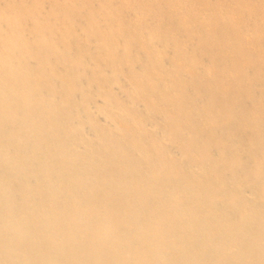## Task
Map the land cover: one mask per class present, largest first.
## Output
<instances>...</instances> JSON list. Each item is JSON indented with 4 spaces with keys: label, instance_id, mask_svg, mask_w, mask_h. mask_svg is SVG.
Returning a JSON list of instances; mask_svg holds the SVG:
<instances>
[{
    "label": "bare ground",
    "instance_id": "obj_1",
    "mask_svg": "<svg viewBox=\"0 0 264 264\" xmlns=\"http://www.w3.org/2000/svg\"><path fill=\"white\" fill-rule=\"evenodd\" d=\"M0 264H264V0H0Z\"/></svg>",
    "mask_w": 264,
    "mask_h": 264
}]
</instances>
